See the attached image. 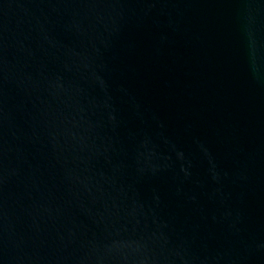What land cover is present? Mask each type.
<instances>
[{"label": "water", "instance_id": "95a60500", "mask_svg": "<svg viewBox=\"0 0 264 264\" xmlns=\"http://www.w3.org/2000/svg\"><path fill=\"white\" fill-rule=\"evenodd\" d=\"M0 264H264V0H0Z\"/></svg>", "mask_w": 264, "mask_h": 264}]
</instances>
